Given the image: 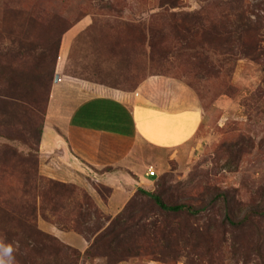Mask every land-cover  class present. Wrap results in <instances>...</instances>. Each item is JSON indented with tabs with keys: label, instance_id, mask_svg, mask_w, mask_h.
I'll use <instances>...</instances> for the list:
<instances>
[{
	"label": "rangeland",
	"instance_id": "rangeland-1",
	"mask_svg": "<svg viewBox=\"0 0 264 264\" xmlns=\"http://www.w3.org/2000/svg\"><path fill=\"white\" fill-rule=\"evenodd\" d=\"M107 1L0 0V33L2 12L18 7L31 9L42 21L38 25L39 30L32 36L34 47H47L61 27L69 24L70 27L61 34L55 70L62 77H68L64 75L66 67L70 74L87 78L94 85H105L99 82L115 83L120 77L118 74H123L121 61L109 56L107 47L99 46L100 37L94 27L77 40L76 36L85 31L92 19H102L101 22L107 26H114L121 34L112 33V40L121 38L129 42L130 63L139 64L146 71V78L134 90H148L149 101L156 99L173 109L199 107L204 112L203 123L194 138L176 150L161 152L152 149V161L145 166V170L155 171V175L150 177L151 190H157L166 202L184 200L196 206L200 204V197L211 199L216 189L235 188L242 202L248 198L259 200L255 191L264 186V60L251 59L239 51L227 52V46L235 44L230 38L229 44L216 47L219 38L214 39L213 36L220 25L201 47L197 42L192 43L191 47L177 50L165 47L160 55L151 46L148 30L152 24H167L165 18L168 11L195 14L208 12L212 18L223 12H244L246 9L248 16L255 19L256 13L264 14L258 7L259 0H179L180 6L177 8H169L163 0H111L114 6L111 11L100 8ZM129 24L143 28L146 36L128 37V31L125 30ZM217 32L227 33V36L228 33L233 36L236 33L228 25L222 26ZM170 34L169 43L172 40ZM65 36L71 38L66 39ZM262 47L264 49V42ZM53 83L52 79L51 86ZM121 84L118 86L122 89H131L135 79ZM33 119L37 120V117ZM15 122L9 129L2 131L0 147L10 145L26 152L25 142L31 143L26 130V118ZM92 170L97 173L103 171L97 168ZM55 175L62 174L56 172ZM86 185L87 192L96 193L93 185L97 184L89 181ZM135 203L138 205L139 200ZM171 217L178 223L188 222L196 228L194 234L210 248L201 244L196 247L183 245L179 249L180 256L172 262L139 257L121 261L122 264H264V256L257 257L254 254L255 244L261 243L264 255V221L258 222L256 229L242 227L236 230L227 223L224 226L219 224L217 209L210 214L177 213ZM48 223L51 224L41 217L37 219L38 227L43 231L47 230ZM207 226L211 228L210 241L198 233ZM72 236L75 238L72 240L74 246H80L81 238ZM246 248H249V255L244 252ZM77 264L106 262L104 258L83 257Z\"/></svg>",
	"mask_w": 264,
	"mask_h": 264
},
{
	"label": "trees",
	"instance_id": "trees-1",
	"mask_svg": "<svg viewBox=\"0 0 264 264\" xmlns=\"http://www.w3.org/2000/svg\"><path fill=\"white\" fill-rule=\"evenodd\" d=\"M163 1L169 8L180 6L179 0ZM258 3L259 9L264 11V0H259ZM113 7L111 0L105 2V6H100L107 11H111ZM245 10L223 12L212 18L208 12L195 14L168 11L165 18L167 24L161 22L150 25L149 41L158 50V55L165 47L177 50L191 47L195 42L201 47L208 37H212L217 26L220 25L221 28L228 25L236 32L235 35L221 34L217 32V28L213 36L214 39L219 38L216 47L229 44L230 38L235 44L227 46V52L239 51L251 59L264 60V14L256 13L255 19H252ZM161 19L163 20L162 17ZM101 21L102 19H92L85 31L76 36V40L94 27L100 37L99 46L107 47L109 56L121 61L123 74H118L120 77L117 81L121 84L135 79L131 89H122L117 81L99 83L132 91L146 78L145 68L130 63L129 42L122 41L121 38L112 40L113 35L121 32ZM41 22L31 9L18 7L2 12L0 136L13 122L26 118V130L31 140V143L25 142L28 149L26 152L18 151L10 145L0 147V241L15 248L14 264H77L83 257L104 258L106 264L139 257L172 262L180 256L179 249L183 245L196 247L201 244L210 248L194 234L196 228L191 227L188 222H176L171 217L173 214H210L217 209L219 224L224 226L227 223L236 230L242 227L256 229L258 222L264 221V186L255 191L259 200L248 198L242 202L237 189H216L211 199L200 197V204L197 206L184 200L166 202L157 190L138 187L116 214L109 215L102 212L84 188L42 175L39 172V143L44 121L42 114L45 115L51 80L56 73L61 34L70 26H62L54 41L47 47H34L32 36L39 30ZM127 31L128 37L146 36L145 30L140 26L129 24L125 32ZM169 34L172 38L170 43ZM5 40L7 42L3 44ZM64 75L90 82L87 78L70 74L66 67ZM38 119L41 121L38 122ZM102 169L111 171L112 167ZM95 184L97 186L93 185L94 189L106 200L111 189L102 183ZM137 199L138 205L135 203ZM38 217L61 230L80 234L88 241V246L81 253L77 248L63 243L38 227ZM210 229L207 226L202 229L203 235L202 231L198 233L210 241ZM261 246V243L255 244L254 254L257 257L264 256ZM244 252L249 255V248L244 249Z\"/></svg>",
	"mask_w": 264,
	"mask_h": 264
},
{
	"label": "crops",
	"instance_id": "crops-1",
	"mask_svg": "<svg viewBox=\"0 0 264 264\" xmlns=\"http://www.w3.org/2000/svg\"><path fill=\"white\" fill-rule=\"evenodd\" d=\"M56 73L40 137L39 172L84 189L89 181L108 186L106 200L94 188L95 194L88 191L106 214H116L138 187L151 189L152 176L145 166L152 161L153 148L176 150L194 138L203 123L199 107L173 109L149 101L148 90L123 91ZM106 166L112 170H92ZM44 231L80 251L88 246L74 231L49 223ZM72 234L81 238L80 246H74Z\"/></svg>",
	"mask_w": 264,
	"mask_h": 264
},
{
	"label": "clouds",
	"instance_id": "clouds-1",
	"mask_svg": "<svg viewBox=\"0 0 264 264\" xmlns=\"http://www.w3.org/2000/svg\"><path fill=\"white\" fill-rule=\"evenodd\" d=\"M15 248L8 243L0 241V264H14Z\"/></svg>",
	"mask_w": 264,
	"mask_h": 264
},
{
	"label": "built area",
	"instance_id": "built-area-1",
	"mask_svg": "<svg viewBox=\"0 0 264 264\" xmlns=\"http://www.w3.org/2000/svg\"><path fill=\"white\" fill-rule=\"evenodd\" d=\"M146 174L148 176H154L155 175V171L153 169H149V170H147Z\"/></svg>",
	"mask_w": 264,
	"mask_h": 264
},
{
	"label": "water",
	"instance_id": "water-1",
	"mask_svg": "<svg viewBox=\"0 0 264 264\" xmlns=\"http://www.w3.org/2000/svg\"><path fill=\"white\" fill-rule=\"evenodd\" d=\"M57 80H58V74L55 73L54 78H53V82H57Z\"/></svg>",
	"mask_w": 264,
	"mask_h": 264
}]
</instances>
